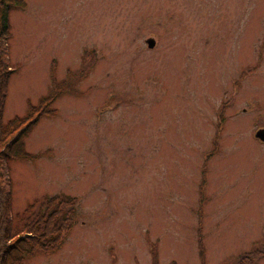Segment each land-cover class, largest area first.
I'll use <instances>...</instances> for the list:
<instances>
[{
    "label": "rangeland",
    "instance_id": "obj_1",
    "mask_svg": "<svg viewBox=\"0 0 264 264\" xmlns=\"http://www.w3.org/2000/svg\"><path fill=\"white\" fill-rule=\"evenodd\" d=\"M23 1L3 122L66 86L10 162L11 223L77 200L23 264H264V0Z\"/></svg>",
    "mask_w": 264,
    "mask_h": 264
},
{
    "label": "trees",
    "instance_id": "obj_2",
    "mask_svg": "<svg viewBox=\"0 0 264 264\" xmlns=\"http://www.w3.org/2000/svg\"><path fill=\"white\" fill-rule=\"evenodd\" d=\"M24 5L23 0H0V264H23L36 254L56 252L77 222L76 198L59 194L43 198L36 210L28 208L17 219L18 225L11 223L10 162L32 161L39 156L26 152L23 140L41 118L56 116L53 104L66 86L64 82H54L35 104L28 102L22 115L3 122L7 84L14 72L8 57L9 17ZM151 264H159L155 253Z\"/></svg>",
    "mask_w": 264,
    "mask_h": 264
},
{
    "label": "water",
    "instance_id": "obj_3",
    "mask_svg": "<svg viewBox=\"0 0 264 264\" xmlns=\"http://www.w3.org/2000/svg\"><path fill=\"white\" fill-rule=\"evenodd\" d=\"M146 45H147V48L151 49L153 48L154 46V41L153 39H147L145 41ZM254 137L261 141V142H264V129H258L255 133H254Z\"/></svg>",
    "mask_w": 264,
    "mask_h": 264
}]
</instances>
